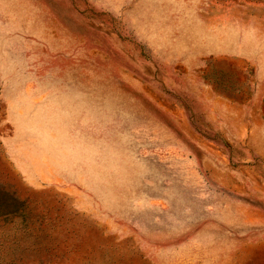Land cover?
Listing matches in <instances>:
<instances>
[{"label": "rangeland", "instance_id": "374dc122", "mask_svg": "<svg viewBox=\"0 0 264 264\" xmlns=\"http://www.w3.org/2000/svg\"><path fill=\"white\" fill-rule=\"evenodd\" d=\"M3 95L24 123L0 121V264L264 236V0H0Z\"/></svg>", "mask_w": 264, "mask_h": 264}, {"label": "crops", "instance_id": "0c3cea01", "mask_svg": "<svg viewBox=\"0 0 264 264\" xmlns=\"http://www.w3.org/2000/svg\"><path fill=\"white\" fill-rule=\"evenodd\" d=\"M18 97L17 101L8 99L7 95L0 98V111H6V121L14 125L24 123V119L18 114ZM17 112H15V111ZM16 121H14V117ZM34 121V120H33ZM14 137H10L2 141L3 148L8 157L13 159L14 163H18V151L15 146H9V142H13ZM1 142V141H0ZM6 143V146H5ZM2 156V150L0 149ZM24 174L27 183L33 187L39 183V175L32 170L30 173L27 169ZM29 185V186H30ZM160 264L159 262H153ZM187 264H264V236L249 234L247 231H232L224 229H213L212 224H207L198 231L193 232L191 241V262ZM152 264V263H151ZM175 264H184V255L177 254Z\"/></svg>", "mask_w": 264, "mask_h": 264}]
</instances>
